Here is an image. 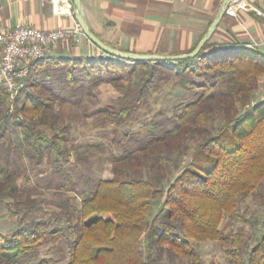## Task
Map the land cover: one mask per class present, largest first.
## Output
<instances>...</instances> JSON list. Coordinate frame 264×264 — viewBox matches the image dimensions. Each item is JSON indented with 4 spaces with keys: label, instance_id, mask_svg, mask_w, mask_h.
<instances>
[{
    "label": "trees",
    "instance_id": "1",
    "mask_svg": "<svg viewBox=\"0 0 264 264\" xmlns=\"http://www.w3.org/2000/svg\"><path fill=\"white\" fill-rule=\"evenodd\" d=\"M213 45L206 41L189 59L163 62L136 63L102 50L92 55L48 52L31 61L25 86L13 103L16 107L23 95L17 110L28 117L22 120L11 121L7 94L0 86V127L18 129L28 141L30 160L35 157L37 163L51 153L66 159L75 149L66 137L67 127L44 116L56 99L80 104L79 89L110 82L119 96L108 104L103 120L122 123L160 87V76L169 82L165 70L174 76L171 88L191 93L189 100L173 103L169 114L162 115L160 109V118L144 122L147 133L140 140L135 135L137 148L112 156L114 175L99 179L82 196L74 222L65 218L73 235L43 219L30 227L19 223L8 235L0 232V264H48L40 248L57 244L60 237L67 244L65 264H152L153 249L162 247L189 264H205L189 244L207 240L220 241L231 264H264V228L252 246L242 233L221 228L223 216L234 217L245 197L259 193L264 179V99L249 104L264 77V55ZM216 110L223 121L214 128L209 119ZM190 140L198 141L197 146L163 188L143 177L141 168L150 156L164 166L171 153L187 151ZM12 173L0 162V200L16 196ZM156 198L163 212L160 221L149 217Z\"/></svg>",
    "mask_w": 264,
    "mask_h": 264
},
{
    "label": "rangeland",
    "instance_id": "2",
    "mask_svg": "<svg viewBox=\"0 0 264 264\" xmlns=\"http://www.w3.org/2000/svg\"><path fill=\"white\" fill-rule=\"evenodd\" d=\"M164 67L169 70L172 68L168 64ZM163 73L169 78V82H163L165 78L160 76L161 78L157 79L160 87L147 97L146 103L134 112L132 119L122 123L103 120L109 108L108 104L113 103L119 96V92L110 82L79 89L80 104L67 99H56L49 113L44 116L48 122L53 121L67 127L66 137L74 143L75 149L66 159H56L55 154L51 153L49 158H44L39 163L33 160L35 157L30 160L27 154L28 141L22 133L18 129L0 127V133L3 135L0 139V162L8 165L16 180V196L0 200V232L8 235L19 223L20 226L30 227L34 222L43 219L49 221L51 226L62 228L65 235H71L66 219L74 222L82 196L89 192L99 179L111 178L114 175L112 156H118L125 149L137 148L135 135L139 136V140L146 135L144 122L160 118L158 110L161 109L162 115L165 116L170 113L173 103L191 98V93L184 89L171 88L174 76L167 70ZM263 89L264 77H260L250 100L259 98ZM22 96L18 99L16 107L14 104L8 108L11 121L28 117L17 110ZM222 117L220 111H214L209 124L214 128L218 127L223 121ZM44 128L50 130L48 126ZM197 142L190 140L188 150L183 153H171L164 166H158L150 156V161L141 168L143 177L163 188L168 179L187 163ZM159 206L160 198L154 199L150 219L155 216H158L156 220L163 219ZM66 212H69L68 215ZM53 213L59 214L61 218L53 219ZM221 228L230 233H242L246 238L245 243L249 246L258 241L264 228V179L259 186V193L245 197L234 217L223 216ZM144 237L145 234L142 239ZM220 243L207 240L200 243L191 242L189 245L205 264H231L224 256V246ZM53 244L42 246L40 257L49 259L48 264H65L68 258L65 239L60 237L57 244ZM143 249L146 254L144 246ZM152 260V264H189L188 259L169 253L167 248L163 247L153 249Z\"/></svg>",
    "mask_w": 264,
    "mask_h": 264
},
{
    "label": "crops",
    "instance_id": "3",
    "mask_svg": "<svg viewBox=\"0 0 264 264\" xmlns=\"http://www.w3.org/2000/svg\"><path fill=\"white\" fill-rule=\"evenodd\" d=\"M68 10L55 13L51 0H0V30L16 25L40 29L76 24ZM86 25L110 46L138 54H179L194 48L213 22L224 0H81ZM209 42L230 48L255 49L264 55V0H229ZM227 6V7H228ZM52 55L97 54L83 34L59 41ZM99 54V53H98Z\"/></svg>",
    "mask_w": 264,
    "mask_h": 264
},
{
    "label": "built area",
    "instance_id": "4",
    "mask_svg": "<svg viewBox=\"0 0 264 264\" xmlns=\"http://www.w3.org/2000/svg\"><path fill=\"white\" fill-rule=\"evenodd\" d=\"M51 1L56 14L68 10L60 0ZM226 12L234 14L233 7L228 6ZM81 34L77 23L72 27L40 29L30 25H16L0 30V86L7 94L9 107H13L17 95L25 86L31 61L44 57L59 41L77 39ZM262 99L264 89L259 98L250 101V105Z\"/></svg>",
    "mask_w": 264,
    "mask_h": 264
},
{
    "label": "water",
    "instance_id": "5",
    "mask_svg": "<svg viewBox=\"0 0 264 264\" xmlns=\"http://www.w3.org/2000/svg\"><path fill=\"white\" fill-rule=\"evenodd\" d=\"M81 0H71V6H72V12L75 17L76 23L78 24L79 28L81 29L83 36L87 38L88 41H90L93 45H95L99 50H102L105 53L111 54L112 56L120 57V58H125V59H131L135 61L136 63L138 61H171L176 59H183V58H190L195 56L203 44L209 40L210 35L212 32H214V29L217 25V21L220 20L222 17L224 11L226 10L229 0H224L220 8H218V12L213 20L211 22V25L207 29V31L202 35V38L198 41L196 46L191 49V51L185 52V53H179V54H153V53H148V54H138L133 53V52H128V51H122L119 49H116L109 44L105 43L104 41L100 40V38L96 37V35L89 29L87 28L88 26L86 25L83 11H82V5H81Z\"/></svg>",
    "mask_w": 264,
    "mask_h": 264
}]
</instances>
